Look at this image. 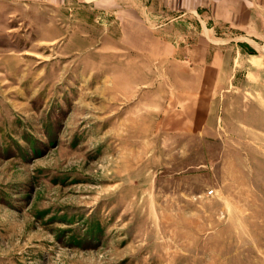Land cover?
Returning a JSON list of instances; mask_svg holds the SVG:
<instances>
[{
    "label": "rangeland",
    "instance_id": "1",
    "mask_svg": "<svg viewBox=\"0 0 264 264\" xmlns=\"http://www.w3.org/2000/svg\"><path fill=\"white\" fill-rule=\"evenodd\" d=\"M145 8L0 3V264H264V32Z\"/></svg>",
    "mask_w": 264,
    "mask_h": 264
},
{
    "label": "crops",
    "instance_id": "2",
    "mask_svg": "<svg viewBox=\"0 0 264 264\" xmlns=\"http://www.w3.org/2000/svg\"><path fill=\"white\" fill-rule=\"evenodd\" d=\"M69 0H0L2 4L63 6ZM101 4L104 8L115 4L121 11H127L128 5H134L136 18L146 20L147 4H158L172 16L186 14H210L219 21H233L259 26L264 32V0H88ZM126 10H125V9ZM148 14V12H146ZM154 18V16H151ZM148 20V19H147Z\"/></svg>",
    "mask_w": 264,
    "mask_h": 264
}]
</instances>
